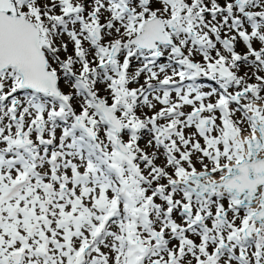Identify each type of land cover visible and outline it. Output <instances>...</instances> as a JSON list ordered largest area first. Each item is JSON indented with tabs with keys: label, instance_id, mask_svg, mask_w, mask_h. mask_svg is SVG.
<instances>
[{
	"label": "snow or ice",
	"instance_id": "snow-or-ice-1",
	"mask_svg": "<svg viewBox=\"0 0 264 264\" xmlns=\"http://www.w3.org/2000/svg\"><path fill=\"white\" fill-rule=\"evenodd\" d=\"M0 264H264V0H0Z\"/></svg>",
	"mask_w": 264,
	"mask_h": 264
}]
</instances>
